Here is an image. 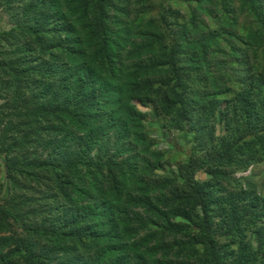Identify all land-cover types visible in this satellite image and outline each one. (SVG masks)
<instances>
[{
    "label": "trees",
    "instance_id": "1",
    "mask_svg": "<svg viewBox=\"0 0 264 264\" xmlns=\"http://www.w3.org/2000/svg\"><path fill=\"white\" fill-rule=\"evenodd\" d=\"M0 10V264H264V0Z\"/></svg>",
    "mask_w": 264,
    "mask_h": 264
},
{
    "label": "rangeland",
    "instance_id": "2",
    "mask_svg": "<svg viewBox=\"0 0 264 264\" xmlns=\"http://www.w3.org/2000/svg\"><path fill=\"white\" fill-rule=\"evenodd\" d=\"M9 24H8V18L7 15L0 10V29L2 28H8ZM139 108L141 110H145L148 112L149 118L153 117L154 111L152 106L148 105V106H144L142 104H140ZM217 129H220V126L216 127ZM156 130V129H154ZM218 131V130H217ZM155 139H158V143H157V148H165V149H169L171 148V146H173V144H176L177 146L179 145L180 148H183L187 142L186 137H182L180 135H178V131L172 129L171 131L165 133L164 136L158 134L157 130L155 132L152 133ZM236 176H245V179H247L248 181H252L254 184L258 185V183L260 184H264V163L259 164V165H255L252 168L249 167L246 171L244 172H238L235 174ZM197 178L200 179H204L206 176L202 173V172H198L196 174ZM253 180H255L256 182H254Z\"/></svg>",
    "mask_w": 264,
    "mask_h": 264
}]
</instances>
